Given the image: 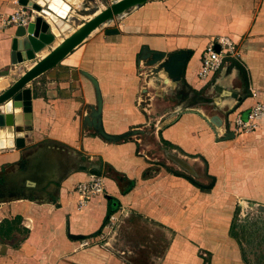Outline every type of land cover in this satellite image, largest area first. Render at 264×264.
<instances>
[{
  "label": "crops",
  "instance_id": "1",
  "mask_svg": "<svg viewBox=\"0 0 264 264\" xmlns=\"http://www.w3.org/2000/svg\"><path fill=\"white\" fill-rule=\"evenodd\" d=\"M18 6L17 0H0V13ZM78 7L71 6L69 14ZM34 15L37 13L31 11V19ZM78 20L73 28L85 18L79 16ZM113 22L114 33H105L106 28L92 31L26 85L30 88L31 125L23 131V145L0 149V221L3 210L8 221L13 215L20 216L18 224L25 235L17 243L0 241V264H32L41 252L73 249L66 234L96 230L106 210L105 195L120 197L129 211L135 204L132 196H137L142 215L172 231L184 228L185 235H202L199 243L210 254L209 264H244L228 232L236 201L257 200L264 194V113L250 132L223 133L228 119L235 115L245 119L255 102L264 106V0H147L125 10ZM12 32L11 27L0 31V69L9 62ZM66 34L59 33L53 45ZM216 35H225L236 44L237 65L225 62L209 80H200L196 72L201 50ZM176 52L187 53L181 80L187 89L186 100L196 103L188 102L187 108L194 110L156 118L152 140L175 146L164 152L182 155L192 168L202 167L213 180L206 193L183 178L158 170L142 178L141 172L149 164L139 150L140 138L109 142L82 124L85 115L90 119L95 106L93 82L99 90L100 123L106 134L118 136L133 125L147 124L150 116L145 119L136 106L141 100L137 57ZM40 56L35 53V58ZM20 67V72L26 68ZM200 91L209 94L210 102L193 97V92ZM249 166L256 167L252 173L261 175L252 179L246 173ZM91 169L99 173L94 175L99 176L105 194L95 195L76 209L77 196L71 188L91 177ZM115 174L123 180H115ZM121 181H134L126 194L119 192ZM10 186L15 191L8 194L5 189ZM193 201L194 216L189 208ZM12 203H20V208L16 210ZM183 237L181 244L165 251V260L168 264H201L196 248L186 247ZM116 264L125 263L117 260Z\"/></svg>",
  "mask_w": 264,
  "mask_h": 264
},
{
  "label": "rangeland",
  "instance_id": "2",
  "mask_svg": "<svg viewBox=\"0 0 264 264\" xmlns=\"http://www.w3.org/2000/svg\"><path fill=\"white\" fill-rule=\"evenodd\" d=\"M85 1H83L79 7L76 8V10L74 9L73 16L67 19L71 27L79 22V16H82V18L86 19L89 14L104 7L109 3L110 0ZM115 17L116 16L93 31L104 30L105 28L113 27V21ZM53 31L55 34H58L57 29H54ZM234 48L236 52L237 46L235 45ZM38 53L40 55L41 49L38 50ZM168 54L170 53L163 54L162 57L155 60H153L151 57L152 55L148 53H144V58H142V55L141 57H137L135 73L139 77V87L137 94L140 96L141 100H137L138 102H136V106L138 110L144 115L145 119H147V116H150L151 119L147 122V124L138 123L133 125V127L129 128L126 132L118 135L119 137L114 141L119 139L127 140L131 136L140 138L139 150L141 155L147 156L145 157V160L148 162L146 161L145 163L149 164V166H146L141 172L142 178L153 175V173L158 170L162 171L163 175L166 173L185 179L192 186L197 188L199 192H210V189L213 186V180L203 172L202 167L199 168L194 165L193 169L191 163L188 164L184 159L181 158L182 155L180 157H176L175 155L174 157V152H164L165 149L168 150L170 149L169 147L175 148V146H171L170 144H167L161 140L160 144L157 141L152 140V131L156 124L154 123L153 125V122L156 118H167L174 115L175 112L179 111L181 113L186 109H190L187 108V106L189 107L191 99L186 100L188 96L185 90L187 89L185 88V83L181 80L182 74H179L176 79H173L167 73L165 74V72L162 71L163 76L168 75L167 79L172 83L167 82L166 78L161 77L159 74L160 71L163 70L162 64ZM227 58H233L236 61V54ZM27 63L29 62L27 61L24 64L17 65L19 67L16 66L13 70H11L10 76L16 77L20 73V66H25ZM214 92V90L210 92V95L213 96ZM193 93H195L193 94V97L197 99L200 97V101L208 103L211 100L209 99V94L204 93L203 91L201 94L198 92ZM182 100H186L187 103L181 104L180 101ZM192 103L195 104L196 100H194ZM191 110H194V108L192 107L190 111ZM94 111L95 106L91 109V112ZM146 112H148V114ZM89 115L91 117V113ZM82 124L83 127L92 129L93 134L100 136V134L90 124V119L87 117V115H85ZM224 127L226 130L224 134L227 132V134L231 135L239 134L240 132H250L255 128H250L248 126L239 128L233 125L232 119H228L227 125ZM227 137L229 136L226 135V138ZM262 167H264V164ZM253 169H256V167L249 166V171H246V173L249 172V174L252 176V179L254 176L256 177V175H261L252 173L251 170ZM91 171L92 169L89 170V172ZM91 174V176H96L93 173ZM110 174L114 175V173ZM250 175L249 177H251ZM116 179H120V176L117 174H115V180ZM121 179L123 180V178ZM133 182L134 181H121L119 189L120 194H126L129 190H131V185H133ZM12 187L10 186L6 188V193H14L15 189ZM74 187L75 184L71 189L74 193H76L77 196L76 209L83 207L90 198L95 196H90L85 201V203L78 205L77 200H79L81 195L75 192ZM260 190L259 192L261 193ZM100 194H105L103 187L101 193L96 195ZM211 194H214L215 196L219 195L218 192H212ZM103 197L106 203L111 202L110 204L113 207V211L109 213L107 218H105L107 212V210H105L100 224L96 230L85 235L67 233L66 235L68 240L73 241V249H69L68 252H41L40 257L32 261V264H116L117 260H121L125 264H168V262L165 260V251L169 250L171 245L174 246V244H181V238L185 235L186 229L183 228L182 232L176 229H173L172 231L164 225L161 226V224L158 222L153 221V219L150 217L142 215L141 212H138L140 201L136 199L138 198L137 196L135 199L134 196H132V202H135L133 205V211H129V209L126 210L127 206L122 205L123 203L120 197L106 195ZM260 197L261 198L257 200L240 198L238 201H236V204L233 205L230 223L231 231L229 230L228 234L230 236V232L234 234V239L240 251L239 257L242 259L244 264H264V194H260ZM150 200L152 201V197ZM144 203L147 202L143 200V204ZM12 206L17 210L20 208V203H12ZM107 206L108 205H106V209ZM212 206L214 205L212 204ZM212 206H210V208L215 209ZM121 207H123L125 210L121 209ZM189 208L191 209L190 212H193L192 216H194V211L196 208L195 201L189 205ZM2 215L3 219L0 221V223L8 220L7 216L5 215V210H3ZM11 218L15 220V224L10 226L9 236L0 239V241L3 243H17V241L22 239L23 235H25V231H22L18 224V221L21 219V217L18 215H13ZM181 223L182 222H180L179 225L180 227ZM193 223L196 224L195 221H193ZM15 226L19 227V229L15 228ZM202 237L203 236L199 235L198 233L192 234L189 232L183 237V240L186 242L182 243L188 248H196L194 253L201 258V264H209L210 254L208 251H203V247L200 245L202 242ZM39 243L41 242L39 241Z\"/></svg>",
  "mask_w": 264,
  "mask_h": 264
},
{
  "label": "water",
  "instance_id": "3",
  "mask_svg": "<svg viewBox=\"0 0 264 264\" xmlns=\"http://www.w3.org/2000/svg\"><path fill=\"white\" fill-rule=\"evenodd\" d=\"M83 1L85 0H17L19 5L31 9L37 15H34L33 19H30L25 26H16L13 29L9 41V62L4 68L0 69V77L6 79V84L0 89V133L3 131L6 140L10 141L6 145H0V149L13 146L21 147L23 145V131L31 125L30 88L26 85L57 64L93 30L111 20L114 16L120 15L129 8L140 6L147 0H110L108 4L96 12L94 11L73 28L66 19L69 15L73 16L72 13L69 14L71 6H79ZM36 21H38L37 32L41 26L43 28L37 34L33 32V25L36 26ZM53 29H57L58 34H55ZM104 31L107 34L115 32L112 28H106ZM61 32L67 34L55 45H50L49 42ZM15 37L18 40L15 41ZM44 45H47L48 50L39 58H35V53ZM214 48L217 50L216 45ZM12 50H15L16 55L21 54L22 57L14 61ZM24 53H27L28 57ZM186 54L185 52H176L167 55L162 67L171 78L176 79L182 73ZM162 56L163 53H156L152 54L151 57L155 60ZM24 60L32 61V63L22 70L19 75L11 77V70L17 66L16 63L19 65V61ZM225 61H231L237 65L233 58H224L222 64ZM93 85L96 104L95 111L91 112L90 124L105 140L114 141L119 136L106 134L101 128L99 120L101 99L97 84L93 82ZM92 173L99 174L95 171H92Z\"/></svg>",
  "mask_w": 264,
  "mask_h": 264
},
{
  "label": "built area",
  "instance_id": "4",
  "mask_svg": "<svg viewBox=\"0 0 264 264\" xmlns=\"http://www.w3.org/2000/svg\"><path fill=\"white\" fill-rule=\"evenodd\" d=\"M31 9L24 6H18L14 10L6 13H0V31L6 28H15L16 26H25L31 19ZM217 46L215 50L214 46ZM236 44L225 35L213 36L209 42L205 44L200 53L199 67L196 76L200 80L209 79L215 71L221 66L223 59L236 54ZM264 113V106L260 102L252 105L245 119L239 115H235L232 119L233 125L237 127H255V120ZM99 177L91 176V178L78 181L75 183L74 190L79 193L78 205H82L92 195L101 193L102 186Z\"/></svg>",
  "mask_w": 264,
  "mask_h": 264
},
{
  "label": "bare ground",
  "instance_id": "5",
  "mask_svg": "<svg viewBox=\"0 0 264 264\" xmlns=\"http://www.w3.org/2000/svg\"><path fill=\"white\" fill-rule=\"evenodd\" d=\"M97 11V10H96ZM95 11V12H96ZM32 19H33V17H32ZM37 26H38V21H36V26L35 25H33V32L35 33V34H37L38 32H39V30H41L42 31V26L40 27V29L38 30V32H37ZM54 30V29H53ZM54 39H55V37L49 42V44L50 45H53L54 44V42H56V40L54 41ZM58 41H59V39H58ZM43 48H45V49H43ZM41 49V53H40V55H43L46 51H47V45H44L43 47H41L40 48ZM39 49V50H40ZM14 52H15V50H13L12 51V59L14 60V61H16L18 58H20V57H22V55L21 54H18V55H16V54H14ZM24 54H27V53H24ZM27 57H28V54L26 55ZM25 61V60H24ZM20 63H19V65L20 64H24V62L23 61H19ZM32 63V61H29V63H27V64H25V67H28V66H30V64ZM16 65H18V63H16ZM162 71H164V70H161L160 71V76H162L163 75V73H162ZM165 72V71H164ZM165 74H166V72H165ZM168 76V75H167ZM163 77V76H162ZM165 77H166V75H165ZM6 84V79L4 78V77H0V89L4 86ZM218 132H222L221 131V129H219L218 128ZM217 132V133H218ZM225 132V131H224ZM224 134V133H223ZM10 141L7 139L6 140V138L4 137V132L3 131H1V133H0V145L1 146H3V145H6V144H8Z\"/></svg>",
  "mask_w": 264,
  "mask_h": 264
},
{
  "label": "trees",
  "instance_id": "6",
  "mask_svg": "<svg viewBox=\"0 0 264 264\" xmlns=\"http://www.w3.org/2000/svg\"><path fill=\"white\" fill-rule=\"evenodd\" d=\"M110 203L107 202L108 206H107V209H106L107 212H106L105 218H107L109 213L113 211V207H112V205ZM12 224H15V220L14 219H12L11 221L7 220V221H3V222L0 223V239L1 238H6V237L9 236L10 226ZM229 230L231 231V225L229 227ZM230 233H231V236L234 238L235 237L234 234L232 232H230Z\"/></svg>",
  "mask_w": 264,
  "mask_h": 264
}]
</instances>
